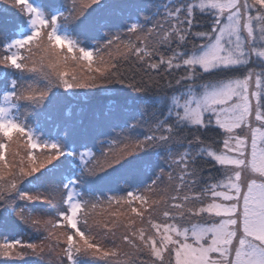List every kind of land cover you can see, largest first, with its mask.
I'll return each mask as SVG.
<instances>
[{"label": "snow or ice", "instance_id": "6c2138e0", "mask_svg": "<svg viewBox=\"0 0 264 264\" xmlns=\"http://www.w3.org/2000/svg\"><path fill=\"white\" fill-rule=\"evenodd\" d=\"M0 264H264V0H0Z\"/></svg>", "mask_w": 264, "mask_h": 264}, {"label": "trees", "instance_id": "16d2710c", "mask_svg": "<svg viewBox=\"0 0 264 264\" xmlns=\"http://www.w3.org/2000/svg\"><path fill=\"white\" fill-rule=\"evenodd\" d=\"M154 74V73H153ZM104 97L101 94L97 93L95 96L91 97L90 103L96 104L103 102ZM29 259H36L35 257H29Z\"/></svg>", "mask_w": 264, "mask_h": 264}, {"label": "rangeland", "instance_id": "374dc122", "mask_svg": "<svg viewBox=\"0 0 264 264\" xmlns=\"http://www.w3.org/2000/svg\"><path fill=\"white\" fill-rule=\"evenodd\" d=\"M24 239H26V240L27 239H31V240H33V242H39V240L35 236L30 234V233H26L25 236H24Z\"/></svg>", "mask_w": 264, "mask_h": 264}]
</instances>
